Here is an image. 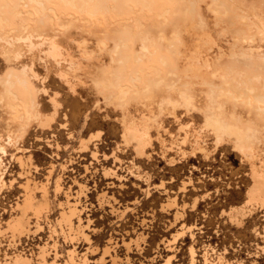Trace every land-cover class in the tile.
Instances as JSON below:
<instances>
[{"label":"rangeland","instance_id":"374dc122","mask_svg":"<svg viewBox=\"0 0 264 264\" xmlns=\"http://www.w3.org/2000/svg\"><path fill=\"white\" fill-rule=\"evenodd\" d=\"M43 3L0 0V264L21 251L31 259L17 263L40 264L43 250L47 264H204V252L207 264H264V204L250 200L264 114L216 86L225 73L264 78V35L243 40L228 12L255 30L264 0ZM198 56L211 61L207 83L187 67ZM215 114L218 132L206 122ZM234 126L260 140L251 151L235 145ZM21 209L32 230L16 238L8 224ZM65 210L74 226L61 232Z\"/></svg>","mask_w":264,"mask_h":264},{"label":"bare ground","instance_id":"6f19581e","mask_svg":"<svg viewBox=\"0 0 264 264\" xmlns=\"http://www.w3.org/2000/svg\"><path fill=\"white\" fill-rule=\"evenodd\" d=\"M34 1H36L43 9H45V5H44V3H43V0H34ZM214 1V0H213ZM217 2V1H216ZM219 2V1H218ZM221 5V4H220ZM228 12H230L231 13V15H232V17L233 18H235V19H233L234 20V23L235 24H238L239 25V31L242 33V38H243V40H246V41H254L253 40V37H254V34L256 33V34H259V35H264V20L262 19V18H260V17H257V25H256V29L255 30H253L252 29V25H251V22H249L248 21V18H247V16L246 15H244V14H238V12L236 11V10H234L233 11V9H232V7H231V5H229L228 6ZM214 9V8H213ZM218 10V9H217ZM216 10V12L218 13V11ZM235 12V13H234ZM220 13V12H219ZM233 13V14H232ZM236 14V15H235ZM162 15H164V14H162ZM166 17V16H165ZM208 35V34H207ZM211 36V35H210ZM54 37V36H53ZM202 37V36H201ZM50 38V37H49ZM236 40H239V38L236 36ZM54 42V41H53ZM52 42V45H53V47L51 46V48L50 49H52V51H51V53H50V51H49V53L50 54H52L53 55V57H55V58H62L63 56V54L60 52V50L57 48V46H58V44H57V46L54 44ZM104 42V41H103ZM102 43V42H101ZM105 43V42H104ZM211 43V42H210ZM212 43H213V41H212ZM212 45V44H211ZM214 45V44H213ZM33 46V45H32ZM116 47H118L117 46V44H116ZM200 48V47H199ZM213 48V47H212ZM104 49V48H103ZM197 49V48H196ZM196 49H195V53L197 54H199V52H197L196 51ZM115 50H116V48H115ZM253 50V49H252ZM191 51V50H190ZM19 52H17V54H18ZM92 53V52H91ZM194 53V54H195ZM69 54V53H68ZM191 55H192V53H191ZM66 56V55H65ZM68 56V55H67ZM70 56H68V58H69ZM209 57V56H208ZM204 58V59H201L200 60V58H199V56H198V58L199 59H197V60H195V62H192V63H189V66H187L188 67V69H191V73H192V75L194 74V76L195 77H197V78H199V80L201 79V83H207L208 82V80H209V78L210 77H212V76H215L214 75V72H211V68H210V60H209V58ZM67 58V59H68ZM18 59V58H17ZM69 59H72V56L69 58ZM74 59V58H73ZM191 59V58H190ZM193 59V58H192ZM192 59H191V61H192ZM65 60H66V58H65ZM193 60V61H194ZM70 61V60H69ZM74 61V60H73ZM188 61H189V58H188ZM190 61V62H191ZM70 62H72V61H70ZM70 64V63H69ZM33 65V64H32ZM72 65V64H71ZM31 66V65H30ZM32 67V66H31ZM30 67V68H31ZM34 70V69H33ZM184 70H185V68H184ZM27 70H24V72H26ZM32 71V70H31ZM35 71V70H34ZM183 71V70H182ZM189 71V70H188ZM219 71V70H218ZM28 72V71H27ZM184 72V71H183ZM187 74H188V72H186ZM237 73V72H236ZM228 74V73H225V74H223L221 77H220V81L218 82V84L216 85L217 86V89H218V91L220 92V94H222V95H225L226 97H228V99L229 98H231L232 100L234 99L235 101H239V102H241L242 100L243 101H248L247 102V104L249 103V102H255L256 103V109L259 111V114H261V113H263L264 114V78H262V77H259V79H260V84L258 85V86H256V85H254L252 82H251V80L250 79H244V80H242L241 78H238V76L239 77H241L239 74ZM241 73V72H240ZM32 74V73H31ZM60 74V73H59ZM63 74V73H62ZM215 74H216V70H215ZM33 75V74H32ZM34 75H36V74H34ZM33 75V76H34ZM64 77V76H63ZM67 77V76H66ZM243 77V76H242ZM258 77V76H257ZM134 78V77H133ZM191 78V77H190ZM213 78V77H212ZM246 78V77H245ZM253 78V77H252ZM66 79V78H65ZM133 80V79H132ZM210 81V80H209ZM199 82V81H198ZM200 83V82H199ZM73 85V84H72ZM72 85H71V88H72ZM132 85V84H131ZM205 85V84H204ZM73 88H74V86H73ZM75 89V88H74ZM74 89H73V91H74ZM120 89H121V87H120ZM128 89V88H127ZM7 91L9 92L10 91V89H7ZM43 91V90H42ZM76 91V90H75ZM74 91V92H75ZM127 92V90H125V89H122V92L121 93H126ZM45 93V92H44ZM124 95H126V94H124ZM55 99V98H54ZM184 99H186V98H184ZM53 100V99H52ZM187 100H191V98H190V96L188 95V97H187ZM232 100H231V102H232ZM241 100V101H240ZM242 101V102H243ZM187 102V101H186ZM251 103H249V105H250ZM54 105H55V103H54ZM56 106V105H55ZM13 107V106H12ZM16 107V106H15ZM15 107H13V108H15ZM57 108V107H56ZM55 108V109H56ZM17 111V110H16ZM56 112V111H55ZM14 113V112H13ZM258 113V112H257ZM259 114H258V116H259ZM53 115V114H52ZM55 115V114H54ZM51 116V115H50ZM18 117H19V115H18V112H16L15 114H14V118H16V119H18ZM264 117V116H263ZM262 117V118H263ZM35 118V117H34ZM51 119V118H50ZM53 119V118H52ZM147 119V118H146ZM145 119V120H146ZM264 119V118H263ZM54 120V119H53ZM148 120V119H147ZM133 122V121H132ZM206 122L209 124V125H212L213 127H214V129L216 130V132H218V130L220 129V127L222 126V121H221V119L219 118V116H218V114H215V115H213V116H208L207 118H206ZM133 123H135V121L133 122ZM50 124V123H49ZM127 124H129V123H127ZM126 124V125H127ZM132 124V123H131ZM136 124H137V122H136ZM130 125V124H129ZM62 126V125H61ZM63 126H65L64 124H63ZM126 127V126H125ZM125 127H123V128H125ZM127 127H129L128 128V134L130 135V137H134L135 139H137V140H139V141H142L143 139H145L146 138V136H147V139L149 138L148 137V135H147V132H146V130L148 129V127H146L147 129L145 130V129H143V130H145V131H141V126L138 128V127H136V126H132V125H130V126H128L127 125ZM142 128H144V126L142 127ZM126 130V129H125ZM127 131V130H126ZM125 131V132H126ZM231 132L233 133V134H235L236 135V139H235V145L237 146V147H239L240 148V150L241 151H246V150H248V151H251V149H252V147L254 146V145H256V144H258V141H260V140H256V142H254L255 140L254 139H250V138H247V137H245L244 135H243V133H242V131H241V128L240 127H238V126H234V127H232L231 128ZM124 134V133H123ZM149 134V133H148ZM124 135H126V133L124 134ZM122 136V135H121ZM150 136V135H149ZM96 137V136H95ZM99 137V136H98ZM126 137V136H125ZM187 137H188V135H187ZM186 137V138H187ZM90 138H91V136H90ZM89 138V139H90ZM123 138H124V136H123ZM128 139V138H127ZM183 139V138H182ZM88 140V139H87ZM93 140V139H92ZM124 140H126L125 138H124ZM149 140H150V138H149ZM88 141H90V140H88ZM128 141V140H127ZM131 141V140H130ZM130 141H128L129 143H131ZM181 142H183V141H181ZM185 142V141H184ZM183 142V143H184ZM198 142V141H197ZM124 143V142H123ZM143 143V142H142ZM147 143V142H146ZM195 143V142H194ZM86 144V143H85ZM84 144V145H85ZM149 144V143H148ZM82 145H83V143H82ZM142 145V144H141ZM196 145V144H195ZM58 146V145H57ZM81 146V145H80ZM197 146L199 147L200 146V144L198 145V143H197ZM82 147H86V146H82ZM140 145H139V149H140ZM142 147H144V145H142ZM142 147H141V149H142ZM168 148H170V147H168ZM180 149V148H179ZM197 148H195V150H196ZM199 150L201 151V152H203L204 150H205V148H203L202 147V150H201V148H198V152H199ZM143 151V150H142ZM142 151H141V154H142ZM188 152V150H185V152ZM190 151H193V150H190ZM197 151V150H196ZM181 152V151H180ZM184 152V151H183ZM200 152V153H201ZM97 153V152H96ZM138 153H140V150L138 151ZM192 153V152H191ZM245 153V152H244ZM189 154L190 153H186V155L187 156H189ZM193 154V153H192ZM208 154V153H207ZM194 156H195V154H193ZM243 155V154H242ZM94 156L96 157V155L94 154ZM137 156H139V155H137ZM184 156V155H183ZM252 156V155H251ZM105 157V156H104ZM252 157H254V156H252ZM97 158V157H96ZM186 158V157H185ZM18 159V158H17ZM250 159L252 160V158L250 157ZM262 159V158H261ZM19 160V159H18ZM175 160V159H174ZM21 161H22V159L20 158V163H21ZM177 161V160H176ZM257 161V160H256ZM263 161V160H262ZM264 163V162H263ZM21 164H26V163H23V161H22V163ZM257 165H255V167H256ZM257 169V168H256ZM261 170V169H260ZM259 170V171H260ZM263 170V169H262ZM106 174V173H105ZM58 181V180H57ZM2 182V180H1V177H0V183ZM28 183H30L29 181H28ZM27 183V184H28ZM1 185H2V183H1ZM4 185V184H3ZM30 185V184H29ZM158 185H160V184H158ZM162 186V185H161ZM26 188H25V192H26V197H25V205H28V207H29V205H34L35 204V200H34V191H32L33 190V188L30 186H25ZM57 189L59 188V186H58V183H57ZM182 188H184V187H182ZM32 192H33V194H32ZM175 198V197H174ZM196 198H198V197H196ZM202 198V197H201ZM250 200L252 201V200H256L257 202H260V203H262V204H264V172H256V185H255V187H254V189L251 191V197H250ZM250 201V202H251ZM255 201V202H256ZM47 202V201H46ZM172 202H174V201H171V203ZM193 202H195V200H193ZM249 202V203H250ZM252 202H254V201H252ZM169 203V202H168ZM167 203V204H168ZM244 203H247V202H244ZM18 204V208H21V207H19V206H21L22 204H19V203H17ZM173 204V203H172ZM174 204H175V202H174ZM24 205V206H25ZM194 205V204H193ZM192 205V206H193ZM245 205V204H244ZM24 206H22L23 207V209H24ZM169 206V205H168ZM191 206V207H192ZM263 206V205H262ZM27 206H26V208L27 209H32V208H28ZM31 207V206H30ZM194 207V206H193ZM75 208V207H74ZM184 208V207H183ZM69 209V208H68ZM241 209V208H240ZM249 210V209H248ZM21 211H22V209H21ZM26 211V210H25ZM42 211V210H41ZM66 211V210H65ZM178 211H180V210H178ZM231 211V210H230ZM247 211V210H246ZM232 212V211H231ZM240 212V211H239ZM244 212V211H243ZM256 212V211H255ZM26 213H27V211H26ZM75 213H76V211H75ZM180 213V212H179ZM178 213V214H179ZM226 213V212H225ZM41 214V213H40ZM61 214V213H60ZM178 214H176V215H178ZM242 214V213H241ZM240 214V215H241ZM252 214V213H251ZM238 215V214H237ZM246 215V214H245ZM27 216V215H26ZM41 216V215H40ZM60 216V215H59ZM77 216V215H76ZM30 217V216H29ZM61 217V216H60ZM177 217V216H176ZM245 217V216H244ZM79 218V217H78ZM238 219H240L241 220V217L239 218V217H237ZM236 218V219H237ZM248 218V217H247ZM42 219V218H41ZM74 219V218H73ZM80 220H81V217L79 218ZM177 219V218H176ZM13 220V219H12ZM38 220H39V216L37 217V220H36V224L37 225H39V222H38ZM78 220V219H77ZM246 220V219H245ZM40 221V220H39ZM33 222H35V221H33ZM77 222V221H76ZM232 222H234V221H232ZM73 220H72V218H71V214H70V212H62V219H61V221H59L58 222V225L60 226L59 228L60 229H62L61 230V232L62 231H64L65 230V226H72L73 225ZM238 223V222H237ZM237 223H234V224H237ZM57 224V223H56ZM80 224V223H79ZM31 222H30V220H29V218H26L25 217V215H24V212L22 211V212H20V214H19V216H16V218L12 221V222H9V224H8V228L9 229H11L10 231L12 232L11 233V235L12 236H15L16 235V233H20V232H23V230H29L30 228H31ZM36 225V226H37ZM52 225V224H51ZM54 225V224H53ZM80 225H82V224H80ZM85 225V224H84ZM57 226V225H56ZM56 226L54 225V226H52V227H55L56 228ZM74 226V225H73ZM86 226V225H85ZM240 226H241V224H240ZM38 227V226H37ZM36 227V228H37ZM76 227V226H75ZM78 227H79V225H78ZM58 228V229H59ZM83 228V227H82ZM68 229V228H67ZM66 229V230H67ZM74 229V228H73ZM78 229V228H77ZM31 230H32V228H31ZM38 230V229H37ZM76 230V229H75ZM9 231V232H10ZM58 231H60V230H58ZM73 231V230H72ZM79 231H82V230H79ZM84 231V230H83ZM3 232V231H2ZM28 232V231H27ZM53 232H54V230H53ZM182 232V231H181ZM185 232V231H184ZM66 233V232H65ZM69 233V232H68ZM20 234H22V233H20ZM84 234V233H83ZM184 234V233H183ZM12 236H11V238H12ZM81 236V235H80ZM18 236L16 235V238H17ZM67 237V236H66ZM69 237V236H68ZM76 237H77V235H76ZM174 237V236H173ZM19 238V237H18ZM72 238V237H71ZM176 237H174V239H175ZM13 239H14V237H13ZM13 239H11L12 241H13ZM173 240V239H172ZM176 240V239H175ZM15 241V240H14ZM57 243V242H56ZM138 243V242H137ZM56 248V247H55ZM43 249V248H42ZM262 249V248H261ZM47 250V249H46ZM195 250V249H194ZM193 249L191 250V261L192 262H194L195 261V259H196V257H195V252H196V250L194 251ZM20 252V251H19ZM225 252H226V250H225ZM264 252V251H263ZM45 253H46V251H45ZM44 253V250H43V252H41V257H40V259H42L43 261L42 262H40V264H47L48 262H46V260H45V254ZM207 252H204V264H207V263H209V258L207 257V254H206ZM38 254V253H37ZM209 255V254H208ZM68 256H70V255H68ZM73 257V256H72ZM71 257V258H72ZM224 256L223 255H219L217 258V263L216 264H221L223 261V258ZM11 258V257H10ZM12 258H14V262H13V260H12V262L13 263H16V264H19L21 261H23V260H27L28 261V259H29V256H26V253H25V255H23L22 254V251H21V253H16L15 254V256L14 257H12ZM33 258V257H32ZM47 258V257H46ZM31 259V258H30ZM29 259V260H30ZM85 259V258H84ZM214 259V258H213ZM54 260V259H53ZM73 260V259H72ZM75 260V259H74ZM73 260V261H74ZM82 260H83V258H82ZM70 261H71V259H70ZM17 262H19V263H17ZM30 262V261H29ZM54 262V261H53ZM69 262V261H68ZM83 262V261H82ZM226 262V261H225ZM238 262V261H237ZM25 263V262H24ZM22 264H23V262H22ZM29 264V263H28ZM38 264V263H37ZM71 264H72V261H71ZM84 264H88V263H85L84 262ZM223 264V263H222ZM236 264V263H235ZM238 264H239V262H238Z\"/></svg>","mask_w":264,"mask_h":264}]
</instances>
